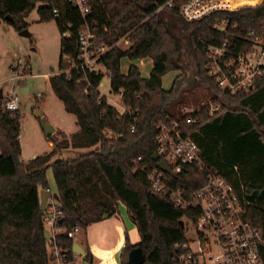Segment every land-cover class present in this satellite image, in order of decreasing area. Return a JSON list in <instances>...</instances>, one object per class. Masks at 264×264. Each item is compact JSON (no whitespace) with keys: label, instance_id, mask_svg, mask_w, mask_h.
<instances>
[{"label":"trees","instance_id":"trees-1","mask_svg":"<svg viewBox=\"0 0 264 264\" xmlns=\"http://www.w3.org/2000/svg\"><path fill=\"white\" fill-rule=\"evenodd\" d=\"M167 1L89 0L86 20L98 23L99 43L112 45L101 61L109 73L111 89L120 91L126 108L123 114L101 95L98 80L92 75H86L89 82L86 78L77 82L84 77L81 70H72L70 80L65 73L50 75L49 89L65 112L74 115L79 134L59 132V138L53 133L47 137L53 149L26 162L19 142L21 115L7 110L0 98V264H48L45 206L40 204L41 190H49L48 168L61 227L84 230L119 213L122 204L139 241L131 243L124 232L120 263L127 264L129 251L139 247L145 257L142 264H175L176 253L187 242L188 224L183 217L194 220V216L175 207L167 192L151 189L148 174L157 168L151 157L162 122L178 123L198 144L206 166L220 173L239 193L244 219L264 234V78L256 81L254 89L229 94L218 89L206 67L207 45L225 43L228 52H237L249 49L253 37H264V0L256 6L215 11L191 21L180 15L182 0H172L171 6L157 11ZM35 8L39 22L54 20L60 32L58 69H63L62 56L76 54V31L83 19L68 0H0V22L17 31L27 29L25 18ZM222 19L226 26L219 30L214 24ZM172 23L180 36L172 30ZM66 30L68 39L62 36ZM182 36L194 65L193 74L204 87V99L181 93L169 101L172 89L162 86L167 72L181 71L183 63L189 64L184 59ZM122 37L128 40L123 49L117 45ZM124 57L130 61L149 58V75L142 76L133 63L123 73ZM208 98L218 104L212 114L208 104L181 114L173 108V103L200 105ZM66 148L81 153L60 157ZM167 175L172 188L187 191L206 179V171L194 166ZM59 238L65 246L72 245V239ZM84 249L85 263L92 264L91 251L87 246Z\"/></svg>","mask_w":264,"mask_h":264},{"label":"built area","instance_id":"built-area-1","mask_svg":"<svg viewBox=\"0 0 264 264\" xmlns=\"http://www.w3.org/2000/svg\"><path fill=\"white\" fill-rule=\"evenodd\" d=\"M263 0H182L180 15L188 21L200 20L215 11H234L245 6L259 5ZM78 10L83 22L77 27L76 54L65 53L62 62L63 69L54 74L65 73L68 80L72 78V70L83 72L96 80L100 79L101 68H105L101 57L112 47L98 42V23L88 22L86 16L90 12L89 0H68ZM168 0L157 8L171 6ZM55 16L57 11L53 10ZM226 20H218L214 27L224 30ZM68 39V31L62 34ZM247 50L227 51L225 43L209 44L206 47V67L221 91L235 94L241 90H251L256 87V81L264 78V38L255 36L250 41ZM27 66L17 63L12 68L10 81H22L29 74ZM71 72V73H70ZM50 75V74H47ZM52 75V74H51ZM7 110L18 111L20 98L14 88L3 95ZM209 105V114L218 109L213 99H208L192 109L183 108L182 113L194 112L203 105ZM117 110V109H116ZM121 115L126 111L122 106L117 110ZM21 115V114H20ZM187 121H191L187 119ZM155 152L163 159L173 172H181L186 166H194L206 171V179L196 189L187 191L172 188L168 173L158 168L149 172L151 189L154 192H167L175 207L186 210L194 216H184L187 224H191L194 235L187 238L180 252L175 255V264H264V234L243 217L242 201L235 187L216 170L208 168L201 157L198 144L176 122H162L155 135ZM237 169V167H234ZM171 175V174H170ZM189 214V215H190ZM60 209L56 198L48 196L45 202L44 225L48 233L46 252L48 264H77V258H82L70 247L65 246L61 236L75 240L77 233L83 229L79 226L64 228L59 223ZM184 222V221H183ZM85 262V261H84Z\"/></svg>","mask_w":264,"mask_h":264},{"label":"rangeland","instance_id":"rangeland-1","mask_svg":"<svg viewBox=\"0 0 264 264\" xmlns=\"http://www.w3.org/2000/svg\"><path fill=\"white\" fill-rule=\"evenodd\" d=\"M25 20L28 23L27 31L29 32V36L22 35L12 26L0 22V90L3 94H5L14 88L20 98V114L22 117L24 115V117L28 120L25 124L27 134L23 132V130L20 131V134L23 135L22 155L30 156V152L32 150L36 155L46 152L48 142H50L43 133L40 121L33 116L35 108H38L43 113L42 121L53 126L54 135L59 137L60 129L68 130L69 127L67 126V122H65L58 115L59 111L53 101L55 99L53 97L54 95L49 89V84L47 86L48 80L45 78V74L53 75L59 68L60 32L58 31L54 20L50 22L38 21L37 8L31 10ZM171 28L175 33H177V35L180 36L179 30L173 23L171 24ZM181 42L184 47V59L188 61L189 64L187 63L186 65V63H183V69L181 71L167 72L162 77V86L167 90L169 88L172 89L169 101H173L181 93L187 96L204 99V87L201 83H199L198 79L193 74L194 65L192 64V60L188 53L186 39L184 36L181 37ZM117 45L122 49L126 48L128 46V40L122 37L118 40ZM17 63L26 65L27 72L29 74L24 80L13 83L10 81V77L12 76V68ZM131 63L136 64L139 67L142 76L147 77L149 75L152 67V63L149 58L130 61L124 57L121 59V71L125 73ZM50 67H52V70H50ZM101 70L103 72L98 82V90L102 96H105L110 105L114 106L117 110H120L123 106L120 99V91L115 92L111 89L108 71L104 68H101ZM189 76H194L192 85H189ZM39 93H43V96L38 95ZM173 105L176 113L181 114L183 108L192 109L197 107L199 104L184 106L178 103H173ZM30 122H32L34 127L31 126ZM34 131L38 134L39 139ZM35 143L38 145L37 148L34 146ZM80 153L81 150L79 149L66 148L60 151V157H73ZM46 174L49 181V190L53 193L54 181L50 168L47 169ZM120 206L123 205L120 204ZM127 215L125 210L120 211V213H117L110 218V228L107 232L100 231L98 234H94V250L98 253L97 255L101 259L108 258L105 261V264H108L110 260L112 262L118 261V255L121 249V239L123 237L122 234L124 233L126 227H128L127 235L130 242L139 241L136 229L129 230V226L127 224L130 220ZM194 232V227L191 224H188L186 237L188 239L191 238L194 235ZM85 234V231L82 230L76 234L75 239L80 244H83L82 240L83 238L85 239ZM118 263L120 264V261ZM77 264L87 263H85L81 258H77Z\"/></svg>","mask_w":264,"mask_h":264},{"label":"crops","instance_id":"crops-1","mask_svg":"<svg viewBox=\"0 0 264 264\" xmlns=\"http://www.w3.org/2000/svg\"><path fill=\"white\" fill-rule=\"evenodd\" d=\"M50 76V75H49ZM45 78H47V80H48V75L47 74H45ZM47 86H48V82H47ZM1 95H2V97H3V92L1 91ZM38 95H40V96H43V93H39ZM55 99L53 100L54 101V104L56 105V107H57V109H58V111H59V116L65 121V122H67V126L69 127V129L68 130H61L60 129V132H62L63 134H66V135H69V134H71V133H78L79 134V132H78V127L75 125V117H74V115H72V114H69V113H67V112H65V110H64V108H63V104H62V102L59 100V99H57L55 96H53ZM27 119L24 117V115H23V117H22V115H21V117H20V131L21 130H23V132H25L26 134H27V131H26V129H25V124L27 123ZM30 121V120H29ZM21 124H22V127H21ZM30 124H31V126H33V124H32V122H30ZM34 127V126H33ZM20 131H19V142H20V146H21V158H22V160L23 161H26V162H28L29 160H31L34 156H36V154L34 153V151L32 150L31 152H30V156H24V155H22L23 154V145H22V139H23V135L22 134H20ZM34 133L36 134V132L34 131ZM40 133V132H39ZM36 136L38 137V139H39V136H38V134H36ZM34 145V144H33ZM36 148L38 147V145L35 143V145H34ZM51 149H53V144L51 143V142H48V145H47V150H46V152H48V151H50ZM49 191V196L50 195H53V193L55 192V190H54V192L53 193H51L50 192V190H48ZM121 208V210L119 209V213H120V211H122V210H125V212H126V209H125V207L124 206H120ZM126 215H127V212H126ZM114 216V215H113ZM126 217V216H125ZM127 217H128V215H127ZM110 218H112V217H110ZM110 218H107V219H104V220H102V221H98V222H95V223H92L91 225H89L86 229H84V231H85V233L87 234H85V239L83 238V240H82V242H83V244H81L83 247H85V246H87L88 248H89V250L91 251V253H92V255H93V263L92 264H105V261L108 259V258H106V259H101L97 254V252H95V250H94V248H95V245H94V234H98L100 231L102 232H107L108 230H109V228H110V225H109V221H110ZM128 219H129V217H128ZM130 220V219H129ZM128 226H129V230L130 229H136L135 228V225L130 221V222H128V224H127ZM89 231V232H88ZM125 231H128V227H126L125 228V230H124V232ZM88 233H89V237H88ZM93 235V236H92ZM123 235V237H122V239H121V244H120V248H122V246H123V244H124V233L122 234ZM76 240V239H75ZM77 241V240H76ZM78 242V241H77ZM136 242H138V241H135V242H132V243H136ZM120 251H121V249H120ZM96 254V255H95ZM119 255H120V252H119ZM118 255V256H119ZM120 261V259L118 258V261L117 262H112L111 260L109 261V263L108 264H119L118 262ZM121 264V263H120Z\"/></svg>","mask_w":264,"mask_h":264},{"label":"water","instance_id":"water-1","mask_svg":"<svg viewBox=\"0 0 264 264\" xmlns=\"http://www.w3.org/2000/svg\"><path fill=\"white\" fill-rule=\"evenodd\" d=\"M19 32L22 35L29 36V32L27 31V29H23V30H21ZM50 70H52V67H50ZM193 78H194V76H190L189 85H192ZM1 97H2V95H1V90H0V98ZM33 116L37 120L40 121L41 128L43 130V133H44L45 137H49L50 135H52L54 133L53 126H51L50 124L42 121L43 113L38 108L34 109ZM151 158H152L153 161H155V165H156V167L158 169L163 170V171L167 172L168 174L173 175V172L167 166L166 162L163 159H159L158 155L156 153H153ZM48 196H49V191L41 190V192H40V199H41L40 204H41V207L45 206V202H46V199H47ZM52 196L54 198H57L56 192H54ZM44 236L46 238L48 237V233L46 231L44 232ZM72 249L75 252H77L79 255H81L83 259L86 257L85 249L79 242L73 241L72 242ZM144 260H145V257H144V255H143V253H142V251H141V249L139 247H133L129 251L128 258H127V264H142L144 262Z\"/></svg>","mask_w":264,"mask_h":264}]
</instances>
